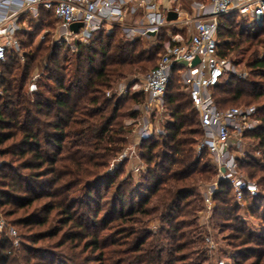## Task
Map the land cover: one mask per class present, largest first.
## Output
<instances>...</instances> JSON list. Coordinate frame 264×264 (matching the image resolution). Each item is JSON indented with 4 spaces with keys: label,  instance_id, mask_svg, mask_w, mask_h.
Listing matches in <instances>:
<instances>
[{
    "label": "trees",
    "instance_id": "1",
    "mask_svg": "<svg viewBox=\"0 0 264 264\" xmlns=\"http://www.w3.org/2000/svg\"><path fill=\"white\" fill-rule=\"evenodd\" d=\"M49 14L42 10L39 18L30 17V28L18 32L23 55L10 54L1 64L0 155L19 161V168L13 162H5L0 168V207H7L6 213L12 216L24 210V216L15 221L25 226H43L56 211L60 225L53 217L48 230L34 234L32 241L63 233L59 246L68 251L85 241L73 257L82 263L90 259L84 256L89 248L101 251L98 260L114 257L113 264H199L189 260L193 254L206 260L209 248L204 244L205 227L197 220L204 197L197 182L216 176V169L207 152L196 154L203 130L178 75L172 78L166 94L171 119L165 133L144 139L140 145L141 159L147 164L142 179L126 187L127 181L101 173L122 150L127 141L125 133L129 132L115 124L122 98L108 97L105 92L129 74L145 72L148 66L143 61L154 60L150 69L155 67L163 52L165 33L151 49L143 46L141 38L127 39L117 27L96 33L88 43H78V49L73 50L67 43L51 42V30L38 39L46 23L53 28L46 20ZM234 22L241 24L237 30ZM220 39L221 53L238 66H245L248 76H230L215 85L217 105L225 108L232 106L226 103L230 99L249 97L254 101L263 97L264 57L259 56L255 46L264 44V19L259 23L240 15L221 17ZM245 53L249 54L244 61L239 55ZM36 68L41 73L36 79L37 89L32 91L28 87ZM228 88L237 89L231 93ZM142 96L129 94L136 101ZM252 101L241 104L250 105ZM258 115L261 124L246 137L260 158L249 152L250 159L240 160L243 171L260 186L258 195L246 194L239 201L227 181H220L214 194L211 219L219 215L235 223L232 228L236 232L227 238L234 251L231 264H264V100ZM104 188L106 193L113 191L100 220V206L93 214L75 210L80 204L102 205ZM45 196L49 199L36 203ZM242 208L250 216L260 217V232L248 228L239 214ZM150 220L158 222L156 231L136 226L148 225ZM222 226H227L226 222ZM160 234H166L165 240ZM112 235L123 236L121 241L112 242L120 248L105 253L103 249ZM17 250L8 238L1 237L0 264L14 261Z\"/></svg>",
    "mask_w": 264,
    "mask_h": 264
},
{
    "label": "built area",
    "instance_id": "2",
    "mask_svg": "<svg viewBox=\"0 0 264 264\" xmlns=\"http://www.w3.org/2000/svg\"><path fill=\"white\" fill-rule=\"evenodd\" d=\"M42 9L52 12L58 20L53 30L55 42L67 43L73 50L78 49V43H88L96 33L110 32L117 27L130 40L157 41L165 33L163 52L156 66L141 80L117 89L120 97L131 91L146 97V102L138 107L143 115L137 118L134 144L121 153V161L131 163L137 156L136 148L144 139L165 133V126L171 119L166 94L172 78L178 75L182 90L189 95L199 114L203 130L195 147L196 154L201 156L207 152L216 169L215 180L207 184L204 191L206 208L214 209V194L220 181L231 184L239 201L246 194L258 195L257 182L240 166V160L248 156L243 149L246 133L261 124L258 108L255 105L219 107L213 88L227 77L245 79L248 76L247 68H241L231 57L221 53V17L240 15L262 22L264 0L196 1L193 16H184L180 7H163L158 0H0V66L10 54L23 55L18 32L29 26L26 15L39 18ZM171 10L178 13L174 19H168ZM79 22L82 25L78 31L73 30L72 24ZM184 27L187 32L181 31ZM197 58L199 62L194 64ZM30 89H37L36 82ZM110 93L107 91L108 95ZM131 169L138 175L145 164L139 162ZM6 229L9 234L16 233L0 216V233ZM209 246L214 248L213 241ZM219 264L226 263L220 260Z\"/></svg>",
    "mask_w": 264,
    "mask_h": 264
},
{
    "label": "rangeland",
    "instance_id": "3",
    "mask_svg": "<svg viewBox=\"0 0 264 264\" xmlns=\"http://www.w3.org/2000/svg\"><path fill=\"white\" fill-rule=\"evenodd\" d=\"M196 1H201L206 3L207 0H177L176 4L174 5L175 7H180L181 10H183L184 16H186V14L188 16H193V14L195 13V6H196ZM51 15L49 14L47 16V22L51 21L52 22V29L51 30L52 34H51V42L55 41V33L53 32V30L56 28L57 24H58V20L56 19V17L54 16V14L52 12H50ZM222 18H225V16H223ZM25 19L27 21V23L30 22V16L26 15ZM241 21V20H240ZM248 22H252V20H248ZM239 23V22H237ZM236 22H234V30H237L240 25H238ZM260 23V21H259ZM47 25V23H46ZM46 31V29H44L41 34L38 36V39L41 38L42 34ZM182 32H187L188 29L186 27H184L182 30ZM157 41H153V40H148L145 41L143 40V46L146 48H151L153 49V46L155 44H157ZM53 44V43H52ZM257 47V49H259V56L264 57V44L262 45H257L255 46ZM23 49V48H22ZM253 50V49H252ZM249 54V53H247ZM245 53V55H239L242 56L243 60H247L248 55ZM21 62H24V59H21ZM155 61H143V64H147L148 68L145 70V72H135L133 74H129V76H127L126 78H122L120 79L115 85H113V87L109 88L106 90L105 94L108 97H115L118 98L120 97V95L117 92V89L120 88V86H123L125 84H133L135 81L137 80H141L142 77L149 71V69L152 67V63H154ZM241 68H246L245 66H240ZM1 68V66H0ZM248 70V69H247ZM41 73V70H39V68L34 69L33 74H32V80L29 84V89L31 88V84L33 82H36V79L39 77V74ZM239 88V87H237ZM236 88V89H237ZM234 88L232 89H227V90H232L231 93H234V91L236 90ZM31 90V89H30ZM43 90L48 91V88H44ZM107 91H110V95L107 94ZM132 93V91L130 92ZM124 95L122 98V103H121V108H120V112H119V116L117 118V120L115 121L116 127H125L129 130V132H127V134L125 133V136L127 137V141L124 143V147L122 148L121 151H119L114 158H112L108 165L102 169L101 173H107L110 175H114L116 177L117 181H127L128 183H126V187H129L130 185L136 184L138 183L141 179H142V172L146 170L147 168V164L146 162L144 164L145 165V169L137 174H134L132 172V167L135 166V164L139 163V162H144L141 159V148L140 145L136 148V158L132 159L131 163H128L126 161H121L120 160V155L121 153L128 149L131 148L134 144L135 138H134V133L135 130L137 128V118H140L141 115H143L142 110H140L139 108L141 107V105H143V103L146 102V97L145 95L142 96L141 100H132L131 98H129V94ZM244 100L247 102V100H251V98H241L238 100H228L226 103L227 105H239V106H244L243 103ZM263 100H264V96L261 98H257L254 99V101L251 102L250 105H255L257 108L259 106H261L263 104ZM139 107V108H138ZM136 112V115H132V112ZM160 136V135H158ZM50 148V147H49ZM244 150L248 151V156L245 159H250L253 156H255L256 158H260V153L258 151H253L252 150V145H251V139L249 137H247L245 139V144H244ZM249 152H251L250 155ZM5 162H9L15 164V168H19L18 164L19 161H12L10 156H1L0 155V168L2 167L3 164H5ZM20 170V172H23V174H29L30 171L28 169H18ZM117 175V176H116ZM215 180V176L210 177L208 180H199L197 182L198 184V190L200 192V194L204 197V191L206 190L207 184L211 183L212 181ZM1 187V186H0ZM260 188V186H259ZM50 190V189H49ZM106 189H103V193L104 198L102 199V205H96V204H92L91 207H86L83 204H80L76 207V211L78 212H87V213H94L95 209L98 208L99 206L101 207L100 209V213H99V217L98 219L100 220L101 216L103 215V213L105 212V209L107 207V202H108V198L111 196V192L113 191L110 190L109 192L106 193L105 191ZM49 197H43L39 202L36 203H43L44 201L48 200ZM204 202V201H203ZM201 205V202H198ZM215 207V206H214ZM90 209H93L90 211ZM9 210L7 207L5 208H1L0 207V216H2L8 223L9 227H14L16 230V233H10L6 230H4V232L0 233V238H8V240L11 241V243L18 248V250L16 251V253L13 255L15 257V260L10 261L9 264H113L112 260L115 258L112 257V259L110 260H98V258L100 257V250L97 251H92L91 248H89V250L87 251V253H84V256H89V261L88 262H84L82 263L80 261V259H74V255L76 251H80L83 248L84 242L83 241L80 245V247H77L74 249V251H68L65 249V247H60L59 246V242H60V238L62 236L63 233L58 234L56 237H51V238H44L42 240H39L37 242H33L32 241V236L34 234L41 233L43 231H47L48 227L53 219V217L56 216V220H55V224L60 225L59 221H58V217L56 215V211H54L51 214V217L49 218V222L43 226H39V225H23V224H18L16 223V221L19 218H22L24 216V210H20L18 211L16 214H14V216L9 215L6 213V211ZM214 211V209L208 210L205 206V204L203 203L202 208L197 212V220L199 222V225H201L202 227H205V243L206 246L209 248V244H211V241H213L214 243V248H209V257L206 260L198 259L197 255L193 254L192 257L189 260H192L194 262H198L199 264H219L220 260H224L225 263L227 264H231V260H232V256L234 255V251H232V246L229 244V241L227 238H229L230 234H233L236 232V229L232 228L234 221H227V220H222V217H220L219 215H217L215 218L211 219V215L213 214L212 212ZM239 214L244 218V220L248 223V228H250L252 230V232H260L261 228H262V222L260 220V217L257 215L255 217H252L248 214L247 210L245 208H242L239 210ZM214 215V214H213ZM92 218V217H91ZM16 220V221H15ZM226 222L227 226H222L221 225ZM157 221H153L150 220L148 225L145 224H139L136 226H139L140 228L149 226L150 228H152L154 231L157 230ZM232 224V225H231ZM66 229V227L64 228ZM93 230H95V228H93ZM109 233L110 231H106V233ZM162 239L165 240L166 238V234H160ZM207 237L211 238V241L207 240ZM123 238V236L120 235H112V238L109 241V245L104 248V252H108L109 250L113 249V248H120V246H118L116 243H112V242H119L121 241ZM152 237L150 238V240L148 241L151 242L152 241ZM77 244V241L75 242ZM70 246V245H67ZM197 247L200 246V244H196ZM124 247V246H123ZM122 247V248H123ZM54 254V255H52ZM59 257H58V255ZM57 255V256H56ZM45 256H48V259L45 258ZM106 256L110 257L111 254H106ZM57 257V259H56ZM62 259V260H61ZM106 259V258H105ZM57 261L54 263V261ZM247 264V263H246Z\"/></svg>",
    "mask_w": 264,
    "mask_h": 264
},
{
    "label": "water",
    "instance_id": "4",
    "mask_svg": "<svg viewBox=\"0 0 264 264\" xmlns=\"http://www.w3.org/2000/svg\"><path fill=\"white\" fill-rule=\"evenodd\" d=\"M178 16V13L174 10H171L168 14V19H174ZM81 22L79 23H74L72 24L71 28L75 31H78L79 27L81 26ZM199 62V58H197L195 61H194V64L198 63Z\"/></svg>",
    "mask_w": 264,
    "mask_h": 264
},
{
    "label": "crops",
    "instance_id": "5",
    "mask_svg": "<svg viewBox=\"0 0 264 264\" xmlns=\"http://www.w3.org/2000/svg\"><path fill=\"white\" fill-rule=\"evenodd\" d=\"M158 2H159L160 4H162L163 7H167V6L174 7V5L176 4V1L173 2V1H171V0H158ZM42 10H45V9H42ZM46 11H48V10H46ZM28 25H30V22L28 23ZM29 28H30V26H28L27 29H29ZM44 29H46V31L49 30V28L47 27V25L44 26ZM46 31H45V32H46Z\"/></svg>",
    "mask_w": 264,
    "mask_h": 264
}]
</instances>
